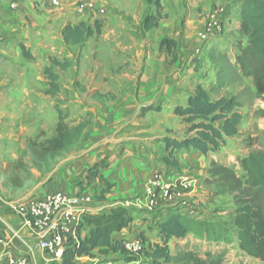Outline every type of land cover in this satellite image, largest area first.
<instances>
[{
	"label": "rangeland",
	"instance_id": "1",
	"mask_svg": "<svg viewBox=\"0 0 264 264\" xmlns=\"http://www.w3.org/2000/svg\"><path fill=\"white\" fill-rule=\"evenodd\" d=\"M60 1L62 5L55 7L51 0H0V192L13 200L38 196L57 172L93 143L118 139L113 131L117 126L109 127L105 118L135 98L127 95V89L136 83L127 78L137 72L132 70V59L137 51L147 49V42L158 56L168 49L162 43L171 40L170 57L176 55V61H182L184 53L188 57V63L176 67H194L193 73L213 101L235 98L243 120L238 136L226 139L217 151L199 152L195 159L198 152L194 154L196 149L190 148L181 153L188 160L194 158L192 162L183 158L178 170L162 173L166 181L190 178L193 189L154 206H126L137 226L123 240L131 239L133 232L137 236L132 238H141L148 247L156 237L150 229L172 209L197 224L175 245L173 254L190 251L219 264H264L241 251L234 225L238 210L245 205L259 208L264 216V189L248 187L241 168V161L251 153H264V97L258 95L254 79L244 75L239 63L249 45L241 30L244 0H159L160 9L151 0ZM87 1L95 2L104 14H79L78 8ZM159 12L156 26L146 30V19ZM97 22L102 25L100 35L80 45L65 41L67 26L84 23L93 28ZM54 61L69 63V67L62 70ZM161 66L158 74L164 72ZM49 68L58 76L56 95L46 72ZM59 111L70 129L80 124L87 127L77 143L53 158L44 147L57 135ZM154 119L152 124L160 120ZM177 121L167 119L168 126L157 132L129 133L149 142L139 144L146 148L151 137H192L184 120L180 131ZM93 171L89 170L90 177ZM89 176L95 195H100V189L108 185L101 188ZM146 253L134 255L128 262L121 254L100 251L95 252L94 260L87 258L77 264H151Z\"/></svg>",
	"mask_w": 264,
	"mask_h": 264
},
{
	"label": "trees",
	"instance_id": "2",
	"mask_svg": "<svg viewBox=\"0 0 264 264\" xmlns=\"http://www.w3.org/2000/svg\"><path fill=\"white\" fill-rule=\"evenodd\" d=\"M151 1L160 9L159 0ZM159 18L160 12L157 17H148L144 23L145 29H153ZM241 20V30L244 36L248 38L249 45L239 57V63L244 75L254 79L258 95L264 97V0H244ZM101 32L102 25L100 22H97L93 28L82 23L75 27L67 26L64 31V39L68 44L80 45L86 42L87 38L100 35ZM162 45L168 46L167 50L171 52L174 41L165 40ZM22 50L25 56L30 58V55L25 53L24 47ZM53 64L62 70L69 67V63L61 64L54 61ZM46 72L51 80L52 93L56 95L60 90L56 83L58 76L53 74L50 68ZM239 107L240 104L235 98L222 97L213 101L208 92L199 86L196 93L189 97L186 106H178L174 110L175 114L187 124L188 133H193V136L183 139L165 138L164 144L167 150L172 151L171 157L175 151L190 148L196 149L203 155H208L217 151L226 139L238 136L243 120V116L238 110ZM161 109L162 106L158 105L145 108L143 111L160 112ZM86 127L87 125L80 124L75 129H70L65 122L63 112L59 111L57 135L46 143L44 147L46 152L55 158L77 143ZM107 167V161L104 159L100 165L92 168L94 169L93 175L89 178L96 179L101 174L102 169ZM241 168L246 173L245 184L248 187L264 189V153H251L241 161ZM111 188V185H108L100 195L95 196V200H105ZM132 221L126 206L117 207L111 212L86 216L81 229L86 226L90 227L91 231L85 238L79 234L77 242L71 241L67 244L62 264H77L81 258H93L97 249H100L104 255L121 254L126 261L130 262L134 255L113 236L128 228ZM234 225L239 232L241 251L250 257L264 261V216L262 211L259 208L245 205L238 210ZM195 226L197 224L193 219L186 218L172 209L168 210L166 217L158 221L155 243L148 245L149 251H146L151 264H219L218 262L203 260L199 255L190 251L177 255L172 254L169 242L172 239L184 240L192 233ZM150 230L155 231L153 228Z\"/></svg>",
	"mask_w": 264,
	"mask_h": 264
},
{
	"label": "crops",
	"instance_id": "3",
	"mask_svg": "<svg viewBox=\"0 0 264 264\" xmlns=\"http://www.w3.org/2000/svg\"><path fill=\"white\" fill-rule=\"evenodd\" d=\"M146 44L147 49L141 50V52L137 51V57L132 59V70L137 72H133V75H127L129 80H136V83L127 89V95L133 94L135 98L131 103L124 104L115 109L105 118L109 127L117 126L116 129L113 130L112 128L111 130L114 131L118 139H104L102 142L93 143L77 160L69 162L66 169L57 172L54 179L41 194L59 190L87 195L95 199V186L88 180L89 170L96 165H100L106 159L108 167L102 169L101 174L93 181H96L101 188L104 185H111L112 188L106 195L105 200H94L92 204H85L84 206L90 209L91 214L111 212L120 206L130 207L146 203L144 189L148 180L157 173L162 174L165 169L173 171V169L178 170L181 167V159L184 158L181 152L190 151L191 149L175 151L171 157L172 151L166 149L164 139L174 137L165 136L162 140L151 137L150 146L146 148L143 145L139 146V144L149 142L139 140L132 133L135 134L136 132L134 131L148 133V130L157 132L162 130L163 126H168L167 119L178 120L176 126H178L179 131L182 130L184 126L180 123L183 119L177 116L174 110L178 106H186L189 97L195 94L197 88L199 86L202 87V85L197 74L193 73L194 67L191 68L190 65L184 66L182 69L176 67L180 66V64L184 65L188 63L187 53L181 55L182 61L177 60V62L175 60L176 55L175 59H172L166 48L157 56L154 54L150 42ZM159 64H163L161 69L164 71L160 74H158ZM137 81L139 84H137ZM158 105L162 106L160 112L143 111L145 108ZM169 111L172 113L169 116L166 115V117L165 113ZM156 117L160 119L159 122L152 124ZM194 152V154L198 152L194 156L196 159L200 156L199 151L196 150ZM184 159L186 162L194 160V158L188 160L187 157ZM70 163L72 164L70 165ZM173 176L168 178L172 179ZM24 200L27 199L13 200L0 192V237L5 238L9 242L8 247L0 245V264H8V260L12 255L27 257L28 264H49L51 256L39 248L36 233L28 228L21 217L12 209L14 203ZM136 224L133 220L128 228L121 233L115 234L113 237L122 242L124 237H128V231L134 228ZM157 227L158 224L154 227L155 231L152 232L150 230V233H154L156 236ZM90 231V227H82L80 231L81 237L85 238ZM135 236L137 235L132 232L129 237ZM182 241L172 239L169 242L172 254L175 245ZM154 243L155 237L151 240L150 244L153 245ZM95 252H100V249L95 250ZM94 257H84L79 260L83 261L87 258L94 260ZM53 264H62V261Z\"/></svg>",
	"mask_w": 264,
	"mask_h": 264
},
{
	"label": "built area",
	"instance_id": "4",
	"mask_svg": "<svg viewBox=\"0 0 264 264\" xmlns=\"http://www.w3.org/2000/svg\"><path fill=\"white\" fill-rule=\"evenodd\" d=\"M51 1L55 7L62 5L60 0ZM88 12L104 14V9L93 1H87L78 8V13L83 15ZM193 188L190 178L182 177L166 181L164 175L158 173L145 185L144 197L148 205L154 206L160 201H173L185 189ZM94 200L91 196L57 190L14 203L12 209L21 217L24 224L36 233L39 248L51 256L49 264H53L62 261L69 242L79 240L82 222L91 214L90 209L84 205H90ZM122 243L133 255H142L145 251H149L141 238H125ZM0 245L8 247L9 242L0 237ZM28 263L27 257L21 255H12L8 260V264Z\"/></svg>",
	"mask_w": 264,
	"mask_h": 264
}]
</instances>
